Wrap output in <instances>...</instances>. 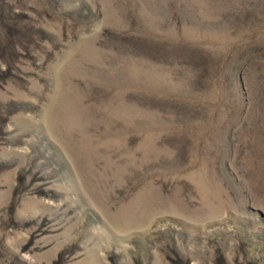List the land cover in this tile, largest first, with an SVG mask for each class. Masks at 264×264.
<instances>
[{
    "label": "rangeland",
    "instance_id": "374dc122",
    "mask_svg": "<svg viewBox=\"0 0 264 264\" xmlns=\"http://www.w3.org/2000/svg\"><path fill=\"white\" fill-rule=\"evenodd\" d=\"M0 264H264V0H0Z\"/></svg>",
    "mask_w": 264,
    "mask_h": 264
}]
</instances>
